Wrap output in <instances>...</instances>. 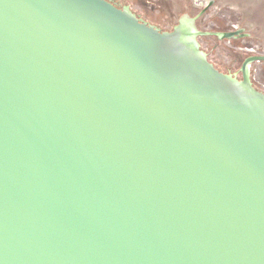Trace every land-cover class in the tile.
Listing matches in <instances>:
<instances>
[{
  "label": "water",
  "instance_id": "obj_1",
  "mask_svg": "<svg viewBox=\"0 0 264 264\" xmlns=\"http://www.w3.org/2000/svg\"><path fill=\"white\" fill-rule=\"evenodd\" d=\"M141 1L0 0V264H264V0Z\"/></svg>",
  "mask_w": 264,
  "mask_h": 264
},
{
  "label": "rangeland",
  "instance_id": "obj_2",
  "mask_svg": "<svg viewBox=\"0 0 264 264\" xmlns=\"http://www.w3.org/2000/svg\"><path fill=\"white\" fill-rule=\"evenodd\" d=\"M152 22L158 24L167 31H172L173 27L165 20V10L150 3H143L141 0H117ZM152 2H159V0H151ZM183 1V0H179ZM187 6L203 10L209 4L208 0H185ZM206 15L203 16L201 23L204 24L207 19V23L204 25L205 31H221L231 32L235 31L240 25L241 12H236L234 9H227L222 7L218 11V5L214 4L209 6L205 10ZM213 16V17H212ZM173 24H178V19L175 16H171ZM196 41L201 45L204 52L209 53V48H214V42L204 40L200 36L196 37ZM222 44L230 51L238 54H247V50L254 49L264 52V44L260 39L242 37L238 39L237 43H233L231 39H221ZM264 55V54H262ZM256 56V55H255ZM209 60L219 66L221 69L226 68L232 63L233 58L229 56L219 47L214 48V53L207 56ZM253 71L255 73L253 74ZM255 75V82H251L259 87L261 90L264 86V63H254L251 75ZM264 91V90H263Z\"/></svg>",
  "mask_w": 264,
  "mask_h": 264
},
{
  "label": "built area",
  "instance_id": "obj_3",
  "mask_svg": "<svg viewBox=\"0 0 264 264\" xmlns=\"http://www.w3.org/2000/svg\"><path fill=\"white\" fill-rule=\"evenodd\" d=\"M248 51V53H250V55H262V54H264V52H262L261 53V51H256V50H254V49H250V50H247ZM255 73V71H253V74ZM251 75V80H252V82H255V80H256V78H255V75ZM262 89L264 90V86L262 87Z\"/></svg>",
  "mask_w": 264,
  "mask_h": 264
},
{
  "label": "crops",
  "instance_id": "obj_4",
  "mask_svg": "<svg viewBox=\"0 0 264 264\" xmlns=\"http://www.w3.org/2000/svg\"><path fill=\"white\" fill-rule=\"evenodd\" d=\"M158 25V24H157Z\"/></svg>",
  "mask_w": 264,
  "mask_h": 264
}]
</instances>
